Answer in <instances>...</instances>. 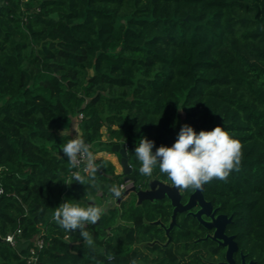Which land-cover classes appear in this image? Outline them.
Returning a JSON list of instances; mask_svg holds the SVG:
<instances>
[{"label": "trees", "instance_id": "obj_1", "mask_svg": "<svg viewBox=\"0 0 264 264\" xmlns=\"http://www.w3.org/2000/svg\"><path fill=\"white\" fill-rule=\"evenodd\" d=\"M73 116L92 150L117 156L96 158L106 162L96 187L65 184L71 169L61 145L76 134L62 129ZM184 124L197 134L221 126L243 144L240 171L203 193L264 264V0H0V264H28L38 234V264L219 259L223 249L196 216L178 212L167 233L171 199L137 193L153 178L171 183L158 168L139 174V140H153L154 152L170 147ZM121 140L135 190L85 226L93 250L79 230L55 222L54 210L116 198L108 189L125 180L113 149ZM191 192L182 191L183 202ZM18 228L13 245L4 236Z\"/></svg>", "mask_w": 264, "mask_h": 264}, {"label": "clouds", "instance_id": "obj_2", "mask_svg": "<svg viewBox=\"0 0 264 264\" xmlns=\"http://www.w3.org/2000/svg\"><path fill=\"white\" fill-rule=\"evenodd\" d=\"M154 147L155 142L147 137L139 140L135 148V156L140 163L139 174L151 177L158 168L181 191L200 190L214 179L227 181L233 171H240L243 159V144L221 126L210 131L201 130L197 134L192 126L184 124L170 147L161 145L155 152ZM61 152L73 170L69 183L65 184L71 185V180H75L82 185L97 186L96 174L101 167H106V162H96L89 143L76 135L61 145ZM82 166L86 175L77 170ZM108 191L113 197L121 196V186L111 185ZM72 201H65L56 207L53 218L65 231L79 230L86 245L94 250L93 236L85 230V226L95 225L103 216L104 208L96 203L82 206L79 201ZM107 259L112 261L115 257L108 254ZM130 264L140 262L134 258Z\"/></svg>", "mask_w": 264, "mask_h": 264}, {"label": "water", "instance_id": "obj_3", "mask_svg": "<svg viewBox=\"0 0 264 264\" xmlns=\"http://www.w3.org/2000/svg\"><path fill=\"white\" fill-rule=\"evenodd\" d=\"M131 97V96H130ZM113 149L119 151L121 154V164L124 170V179L128 180L130 178V172L132 169L131 164L129 163L128 158V150L126 146V142L121 140L113 144ZM126 149V151H125ZM155 183L159 185L157 189L146 188L137 190L139 199L142 198H162L164 196H168L171 199V203L173 204V217L170 224L166 227L167 233L176 223L177 213L180 211H185L191 209L195 205H200V208L195 212V215L208 227H215V232L213 234L214 238H225V242L228 239L232 238V235H227L225 232L226 224L232 219V216H229L227 213H217V207H214V204L211 200H208L204 193L203 189L192 191L188 197L186 202L182 201V191L178 188L174 187L171 183L163 181L161 179H156ZM132 190H135V186H133ZM203 213L210 215L211 220H207L203 217ZM0 238L1 235H0ZM103 240L101 239L100 242ZM224 242V243H225ZM235 243V242H234ZM231 250L228 251V254H231ZM232 260V259H231ZM252 264V263H251Z\"/></svg>", "mask_w": 264, "mask_h": 264}, {"label": "flooded vegetation", "instance_id": "obj_4", "mask_svg": "<svg viewBox=\"0 0 264 264\" xmlns=\"http://www.w3.org/2000/svg\"><path fill=\"white\" fill-rule=\"evenodd\" d=\"M214 207H216V206H214ZM173 208H174V206H173ZM199 208H200V205H195L191 209L185 210L184 212L187 215L196 216L195 212ZM218 213H221V212H219L218 208H217V213L216 214H218ZM172 217H173V212H172ZM203 217L205 219H207V220H211L210 215H208L206 213H203ZM228 223L226 224L225 232H226L227 235H232V238L228 239V241H226V242H225V238H223V237L222 238H214L213 237V234H214L215 229H216L215 227H207L208 231L206 232V236L205 237H211L223 249V254L219 257V259H217V260H208L209 264H251V263L252 264H257L256 263L257 262L256 259L253 258V257H250L248 252L244 251L243 248L240 246L238 240L235 237V233H231V232L228 231ZM229 250L232 251L230 255L228 254Z\"/></svg>", "mask_w": 264, "mask_h": 264}, {"label": "built area", "instance_id": "obj_5", "mask_svg": "<svg viewBox=\"0 0 264 264\" xmlns=\"http://www.w3.org/2000/svg\"><path fill=\"white\" fill-rule=\"evenodd\" d=\"M79 116L82 117L83 113L80 112ZM77 170L81 171V173L84 172L83 166L81 167V169H77ZM72 171L73 170L71 169L70 172ZM133 186H134V183L130 179L124 180V182L121 184V188L125 190H132ZM1 191H2V188L0 187V192ZM20 232H21V228H18L17 230L8 232L4 236V238L6 241L10 242L11 244L16 245L18 243L17 235H19ZM44 244H45L44 238L40 234L36 235L34 238L33 244L30 247V253L27 255L28 264H38L39 251L44 246Z\"/></svg>", "mask_w": 264, "mask_h": 264}, {"label": "rangeland", "instance_id": "obj_6", "mask_svg": "<svg viewBox=\"0 0 264 264\" xmlns=\"http://www.w3.org/2000/svg\"><path fill=\"white\" fill-rule=\"evenodd\" d=\"M78 117L77 116H73L72 117V123H71V126H69L70 128V131L72 133H76V135L80 134V129H79V124H78ZM93 152L96 156V158L100 155H103L105 150H102L101 148H99V146H93ZM116 158V157H115ZM119 169L122 167V165L119 163ZM155 180L156 178H153L152 181H151V188L153 187L154 189H157L159 187V185L157 183H155ZM125 190V189H124ZM131 190H125V192L122 194V196L118 197V198H114L112 200H109V201H105L104 203H102L100 206H102L104 209H107L109 206H113L114 204H119L120 203V200L124 197H126L129 192Z\"/></svg>", "mask_w": 264, "mask_h": 264}, {"label": "crops", "instance_id": "obj_7", "mask_svg": "<svg viewBox=\"0 0 264 264\" xmlns=\"http://www.w3.org/2000/svg\"><path fill=\"white\" fill-rule=\"evenodd\" d=\"M70 126H71V124H70ZM71 128V127H70ZM70 128L68 127V128H64V129H62V131L65 133H72L71 131H70ZM80 133V132H79ZM74 134H76V133H74ZM79 135V134H78ZM103 155H106L107 157H111L112 159H114V160H116L117 159V156L114 154V153H107V152H104V154ZM116 157V158H115Z\"/></svg>", "mask_w": 264, "mask_h": 264}]
</instances>
